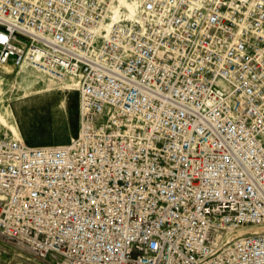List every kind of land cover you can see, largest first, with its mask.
I'll list each match as a JSON object with an SVG mask.
<instances>
[{"label": "built area", "instance_id": "1", "mask_svg": "<svg viewBox=\"0 0 264 264\" xmlns=\"http://www.w3.org/2000/svg\"><path fill=\"white\" fill-rule=\"evenodd\" d=\"M136 1L0 0V67L78 95L65 144L0 131V238L34 264H264V0Z\"/></svg>", "mask_w": 264, "mask_h": 264}, {"label": "rangeland", "instance_id": "2", "mask_svg": "<svg viewBox=\"0 0 264 264\" xmlns=\"http://www.w3.org/2000/svg\"><path fill=\"white\" fill-rule=\"evenodd\" d=\"M0 79V111L4 112L5 107L10 106L27 145H61L76 135L77 92L64 91L60 86L43 81L28 72L16 74L9 67H0ZM47 87V92L23 98ZM0 131L9 132L1 126ZM35 262L27 251L0 238V264Z\"/></svg>", "mask_w": 264, "mask_h": 264}, {"label": "bare ground", "instance_id": "3", "mask_svg": "<svg viewBox=\"0 0 264 264\" xmlns=\"http://www.w3.org/2000/svg\"><path fill=\"white\" fill-rule=\"evenodd\" d=\"M136 6H137L136 0H131V1H129V0H115V3L110 8L109 18L111 21H118L121 18H123L125 20H130L133 18L134 14H135ZM1 84L2 83L0 81V85ZM47 91H49L48 87L44 88V89H39L30 95L24 96L23 98L34 96L37 94H42V93L47 92ZM0 93H1V88H0ZM61 104H64V102ZM0 126L3 127L4 129H6L7 131L11 132L15 138L23 140L22 131H21L17 121L15 120V117H14L13 112H12L9 105L5 107L4 112L0 111ZM258 231L264 232V226H261Z\"/></svg>", "mask_w": 264, "mask_h": 264}]
</instances>
